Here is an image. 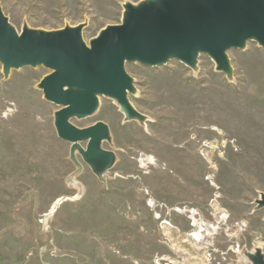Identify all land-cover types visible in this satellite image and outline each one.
I'll return each instance as SVG.
<instances>
[{
    "label": "rangeland",
    "instance_id": "374dc122",
    "mask_svg": "<svg viewBox=\"0 0 264 264\" xmlns=\"http://www.w3.org/2000/svg\"><path fill=\"white\" fill-rule=\"evenodd\" d=\"M140 1L0 0V8L19 32L87 23L89 43L121 22L126 2ZM228 56L232 79L206 54L197 71L175 59L127 63L137 89L129 99L146 123L125 120L103 96L95 114L72 120L109 126L103 148L116 162L103 181L79 155L83 170L72 179L70 143L54 126L59 107L38 87L51 71L23 67L5 78L0 64V264H248L245 251L264 253V208L256 209L264 49L250 41ZM148 156L154 165H142Z\"/></svg>",
    "mask_w": 264,
    "mask_h": 264
},
{
    "label": "water",
    "instance_id": "95a60500",
    "mask_svg": "<svg viewBox=\"0 0 264 264\" xmlns=\"http://www.w3.org/2000/svg\"><path fill=\"white\" fill-rule=\"evenodd\" d=\"M86 26L53 31L24 26L19 32L0 8V64L5 78L23 67L51 71L38 87L59 107L54 126L58 137L70 143L69 158L76 167L72 179L83 170L79 155L103 181L116 162L115 152L103 148L112 140L109 126L99 121L79 128L72 120L95 114L103 96L115 101L125 120L146 123L129 99L137 89L127 63L155 67L175 59L197 71L200 55L206 54L217 71L232 79L229 50L245 49L250 41L264 49V0L126 2L121 22L105 26L89 43L83 38ZM256 206L264 208V193ZM244 253L248 264H264L261 249Z\"/></svg>",
    "mask_w": 264,
    "mask_h": 264
},
{
    "label": "bare ground",
    "instance_id": "6f19581e",
    "mask_svg": "<svg viewBox=\"0 0 264 264\" xmlns=\"http://www.w3.org/2000/svg\"><path fill=\"white\" fill-rule=\"evenodd\" d=\"M140 161V160H139ZM142 165H145L146 166V163L147 164H153L154 165V163H155V161H154V158L153 157H151V156H148V157H145V158H143L142 160ZM193 218V217H192ZM225 215H221L220 217H218V219L220 220V223H222V222H225ZM194 220H195V218H194ZM165 224H167V223H165ZM199 224V223H198ZM193 226H196L197 224L196 223H193L192 224ZM202 225V224H201ZM199 227V226H198ZM202 227H204V225H202ZM216 228H218V227H216L215 225H213V226H209V225H207V229L208 230H211V229H216ZM207 229H203V231H206ZM198 232H199V230H198ZM195 234V233H194ZM194 234H191L190 235V237L195 241V240H198L197 239V237H194ZM197 235V234H196ZM195 235V236H196ZM199 235V234H198ZM209 235V234H208ZM194 237V238H193ZM202 237V236H201ZM200 237V238H201ZM208 237V236H207ZM202 239V238H201ZM161 262V261H160ZM160 262H158L157 264H161Z\"/></svg>",
    "mask_w": 264,
    "mask_h": 264
},
{
    "label": "built area",
    "instance_id": "2783aa9c",
    "mask_svg": "<svg viewBox=\"0 0 264 264\" xmlns=\"http://www.w3.org/2000/svg\"><path fill=\"white\" fill-rule=\"evenodd\" d=\"M9 112H11L10 107H8L7 110L3 112L2 115H3V116H7V115L9 114ZM206 155H207V154H206ZM141 160H142V159H141ZM151 206H154V204H152Z\"/></svg>",
    "mask_w": 264,
    "mask_h": 264
}]
</instances>
